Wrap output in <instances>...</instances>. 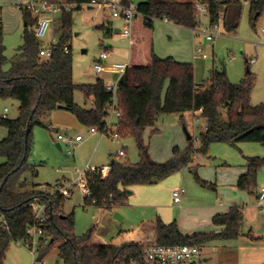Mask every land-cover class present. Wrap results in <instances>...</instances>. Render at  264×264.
Returning <instances> with one entry per match:
<instances>
[{
	"label": "trees",
	"instance_id": "trees-1",
	"mask_svg": "<svg viewBox=\"0 0 264 264\" xmlns=\"http://www.w3.org/2000/svg\"><path fill=\"white\" fill-rule=\"evenodd\" d=\"M70 1L78 5L61 14L63 30L52 57L48 59L38 55L41 42L35 35L37 18L29 10L21 6L25 17L24 42L19 54L11 60L6 55L0 29V98L14 99L19 104L16 118L0 116V126L8 130L7 136L0 140V264H4L6 250L12 242L25 244L30 241L27 229L34 223V213L29 203L49 198L50 218L37 252L58 243L59 258L64 264L143 262L144 248L149 245L203 246L212 241L236 240L245 235L243 211L237 205L213 217L214 224L223 226L219 232L188 235L182 232L177 221L167 223L158 217L140 228L122 230L109 240L101 236L97 225L77 235L74 212L64 213L69 197L58 191L52 195L41 190V185L36 183L27 188L23 176L37 173V165L30 162L33 126H45L43 118L62 105L82 126L97 127L99 132H104L113 102V93L106 89L102 78L94 83L74 81L70 41L73 12L83 8L82 4H88L90 0ZM199 5L206 8L210 25L218 22L222 15V31H235L239 27L238 12L229 20L227 9L222 10L223 3L218 0H143L137 3L139 14L131 26L126 80L118 84L116 95L122 114L118 132L120 137L134 138L140 161L130 164L112 159L108 175L88 173L92 198L84 199L86 205L112 211L128 203L127 191L131 187L156 184L186 168L190 169L200 185L214 186L198 175L195 166H190L197 154H207L214 142H256L264 146V102L258 105L251 102L255 75L249 68L245 78L234 83L223 69L213 67L209 83L204 86L196 83L192 62L178 61L172 56L160 57L154 50L155 21L167 19L177 26L199 29L203 16L197 10ZM263 12L264 0L250 1L252 28L256 27V21ZM66 45L68 51L65 50ZM77 91L83 95L85 102L92 104L90 108L75 101ZM199 110H202L200 116L208 127L199 133L200 145L195 146L192 137L186 148L174 147L172 157L166 162L154 161L145 143L146 130L157 131L161 114L177 113L184 119L186 112ZM28 124H31V130L27 135ZM246 168L239 178L238 187L258 197L259 173L264 169V157H248ZM44 238H49V242L45 243Z\"/></svg>",
	"mask_w": 264,
	"mask_h": 264
},
{
	"label": "rangeland",
	"instance_id": "rangeland-1",
	"mask_svg": "<svg viewBox=\"0 0 264 264\" xmlns=\"http://www.w3.org/2000/svg\"><path fill=\"white\" fill-rule=\"evenodd\" d=\"M29 0H0V29L3 32V41L6 46V55L9 60L19 54V48L24 42V5ZM143 0H135L139 2ZM193 1L196 0H177ZM222 10L228 11V19L240 16L239 27L235 31L223 30L215 43H204L200 36L195 37L192 29L177 26L172 22L156 20L154 24L153 39L156 54L163 57L177 53L180 58H186L194 65L195 80L199 85L207 86L213 67L223 69L231 82L238 83L247 74V70L255 75V86L251 95V102L258 105L264 102V12L256 21V27L250 24L249 10L251 0H218ZM107 9L95 6L89 9L84 6L73 12L71 27V44L73 53V76L76 83H94L102 78L111 84L118 80V74L106 72L97 73L95 64L103 51L111 53L108 64L117 62L128 63L130 57V37L122 36L125 21L123 18L109 17ZM53 30L46 38L50 41L53 34L58 39L62 32L61 15H57ZM107 27H110L109 29ZM210 28L208 15L202 16L200 30ZM120 29V32H115ZM156 47V48H155ZM195 47H202L203 53L208 58H193ZM233 55L235 57H233ZM255 59L253 64L247 60ZM75 101L90 108L91 103L85 102L83 95L77 91ZM18 102L14 99L0 98V116L8 108L7 116L16 118L19 115ZM197 118L200 119L197 122ZM45 126L34 125L31 131V161L37 165V175L26 173L27 188L33 184L47 186L50 192H54L59 185H68L73 189V194L66 200L64 213L74 212L75 233L81 235L92 226L97 225L99 232L106 239L114 238L122 229L130 228L129 219L138 218L143 212H151L157 209V204L138 205L131 202L129 207L122 212V219L115 217L112 211H105L98 206L85 205L84 195L74 185L80 172L86 171L87 166L102 168L108 166L120 150L126 152L119 162L136 164L140 161V155L132 136L112 138L97 132L96 137L100 141L89 140L87 133L89 127L82 126L77 118L68 110L50 111L43 118ZM113 122V124H112ZM110 130L115 131V119H112ZM204 120L198 112H186L184 119L177 113L161 114L158 118V131L149 130L145 137V143L149 149L150 156L157 162H166L172 156V147L179 145L185 147L188 141L185 127L193 136V144L200 145L198 139L203 129ZM69 132L72 134H83L85 137L82 146L76 148L75 154L70 156L64 150L58 149L57 132ZM8 134L7 128L0 126V140ZM151 136V137H150ZM248 156L264 157V146L256 142H238L230 144L226 142H214L210 145L207 154H199L195 159V167L198 175L214 186H202L194 178L191 171H180L156 184L138 185L146 188L159 186L166 191L168 179H185L188 175L193 179L195 185L218 194L219 201L227 206L228 201L238 200L244 205V233L233 247H225L222 244H205L201 246L203 260L201 264H263L264 263V212L258 208L256 195L238 188H233L234 178L243 170ZM2 161V159H0ZM264 171V169L262 170ZM261 171V172H262ZM260 172V173H261ZM260 182L262 178L260 177ZM23 178V179H24ZM240 178V177H239ZM168 180V181H169ZM239 179L236 181L238 183ZM166 183V184H165ZM187 188V185H185ZM176 188V187H175ZM41 189V188H40ZM227 203V204H226ZM230 209V207H229ZM125 212H128L126 217ZM257 239V240H254ZM38 242V239H37ZM220 242V241H219ZM38 245V243H37ZM59 244L55 243L49 249L37 252L33 257L31 249L23 243L12 242L6 252L4 264H64L59 258ZM214 247V251L212 248ZM212 257L205 261L204 258ZM59 261V262H57Z\"/></svg>",
	"mask_w": 264,
	"mask_h": 264
},
{
	"label": "built area",
	"instance_id": "built-area-1",
	"mask_svg": "<svg viewBox=\"0 0 264 264\" xmlns=\"http://www.w3.org/2000/svg\"><path fill=\"white\" fill-rule=\"evenodd\" d=\"M78 5L77 2L70 0H29L26 4L21 5L23 8L29 10L36 18L37 24L35 26V35L38 40L41 42V46L38 52L39 57L41 58H50L53 55L54 48L58 44L59 39L52 38L50 41L46 42V38L52 31L54 21L57 15H60L64 12L71 11L75 9ZM98 6L101 9H107L108 15L115 18H123L125 21L124 30L119 31L122 36H131V26L132 21L137 14H139L137 9V2L134 0H90L88 4H82V6ZM197 10L201 14L206 13V8L204 6H197ZM167 20V19H166ZM222 15L218 22L210 25V28L200 31L203 35L206 42L215 43L216 38L223 34L221 26ZM168 21V20H167ZM68 45V43H67ZM65 46V50L68 51V46ZM204 58H208L207 53H203L202 49L197 50ZM111 57V53L108 51H103L99 55L97 62L95 64V70L97 73L106 72L110 74H118V80L114 83H107L106 89L113 93V102L109 108V114L106 118V129L104 132H101L103 135L111 136L116 139L120 137L118 132L119 122L121 120V111L117 102V88L120 77L125 73L128 63H113L108 64V59ZM233 57H235L233 55ZM255 59H250L249 63L253 64ZM8 108H5L3 116H7ZM199 114L202 110L197 111ZM195 113V112H194ZM112 119H115L114 126L116 127L115 131L110 130V124ZM200 121L199 118L196 120ZM113 124V122H112ZM207 125L204 122L203 129L207 130ZM99 130L97 127H89L88 133L95 134ZM58 140L61 145L62 150H64L68 155H74L76 148L84 140L83 134H67L59 133ZM199 139V137H198ZM125 155V151H119L117 157ZM116 157V158H117ZM110 172V166H103L102 168L98 167H89L87 166L86 171L80 172L77 177L74 185L79 189V191L84 195V199H91L92 193L88 187V173H101L103 176L108 175ZM41 190L45 192H50L47 186L42 185ZM59 192L65 197H71L73 194V189L68 185H59L57 186L56 191L50 192L54 195L56 192ZM185 189L183 187H177L173 191L174 202L180 203L182 201ZM50 198L47 201H36L33 200L29 203V206L32 208L34 213V223L29 226L27 233L30 236V241L25 243L31 249L33 257H36L37 249L41 243V237H45L46 234V225L48 224L50 218V211L48 209V204ZM258 208L264 212V185L259 189L257 197ZM86 205V204H85ZM38 239V242H37ZM44 242L48 243L49 238H44ZM20 243V242H18ZM38 243V245H37ZM203 260V254L201 245L198 244H184V245H149L144 248V259L143 262L136 260L131 261L129 264H201ZM44 264V263H42Z\"/></svg>",
	"mask_w": 264,
	"mask_h": 264
},
{
	"label": "crops",
	"instance_id": "crops-1",
	"mask_svg": "<svg viewBox=\"0 0 264 264\" xmlns=\"http://www.w3.org/2000/svg\"><path fill=\"white\" fill-rule=\"evenodd\" d=\"M92 8H94V6L91 5V8H89V9H92ZM204 15H206V14H203V16ZM56 20H57V17L55 18L54 24L56 23ZM52 30H53V28H52ZM192 31H193L195 37L200 36L204 43H208L205 41L203 35L200 33V31H201L200 28L199 29H192ZM52 38H55L53 36V34L51 35L50 40ZM154 44L156 46V42H154ZM199 48L202 49V51H204V49L202 47H199ZM199 48L195 47V49L193 51V58L195 60L198 58H201V57L204 58L202 56V54H200L197 51ZM157 55H159V54H157ZM159 56L163 57L161 55H159ZM169 56H172L173 58H175L178 61L190 62V61H185L186 58H183V57L180 58L177 53H174V56L173 55H169ZM249 60H247V61L249 62ZM88 103H90V102H88ZM55 110H66V109L65 108H57ZM55 110H53V112H55ZM156 129L158 132L155 133V136L160 134L159 127L156 126ZM149 130H151V129L146 130L145 137L147 136V132H149ZM59 133H67V134L74 135V134L69 133L67 131L66 132L58 131L57 136ZM96 135H97L96 133L95 134H89L88 135L89 140L90 141L96 140L97 142H99L100 138H97ZM84 140H85V137H84ZM84 140L80 143V145H78L79 147L82 146V144L84 143ZM57 141H58L57 143H59L58 137H57ZM188 141H190V140L188 139ZM188 145H189V143H187V145L185 147H180L179 145H174L172 147V151H173V148L176 146L180 147L181 149H184ZM61 150H62V148H61ZM118 153H116V157H117ZM125 154H126V152H125ZM198 155L199 154H197L194 157L192 163L190 164L191 167L195 166V159ZM116 157H115V159H120V157H117V158ZM248 157H250V156H248ZM30 162L32 163L31 158H30ZM246 164L243 166V170L240 173V175L238 176V178H237V175L235 176L234 183L232 184L233 188H238L237 187L238 183L236 181L239 179V177L241 175H243L246 172V170H247ZM182 171H190V169L186 168V169H183ZM36 175H37V173H36ZM172 177H173V175H172ZM172 177L170 176V178H172ZM260 177L262 178V181L260 182V179H259V188H261L264 185V171H262L260 173ZM168 180L166 182H168L169 186H167V189L165 192L160 189V187H159L160 185L155 186V187H147V189H139V188H146V187H141L138 185L130 188L133 191V193L129 195L131 202L137 203L138 205L157 204L158 206H157V209H154L155 211L143 212L140 216H138V218H134V219L131 218V215H130V217H128L127 216L128 212H125L126 217L130 218L128 221L129 222L128 225H130V228H125L122 230H131V229H135V228H140L144 223L152 222L159 217L167 223L174 221V220L177 221L182 232L185 234H188V235H192V234H195L198 232H219L223 229V226H218V225L213 223V217L215 215L228 212L229 207L234 206V205L240 206L242 208L243 215H245L244 205L242 206V204H240V202L238 200L228 201V204L226 203L227 206L222 201L220 203H218L219 197H220V196H218V194L215 196L214 193H210V191H208L207 189H204L202 187H198V185H195L196 183H194L193 179H191V177L188 175L183 180H180L178 178H173V179H170L169 181ZM33 183H35V182L33 181ZM40 185L42 186V184H40ZM185 185H187V188ZM175 187L176 188L177 187H183L185 189V193H184L182 201L180 203L174 202V199H173V191H174ZM256 199H257V197H256ZM128 207H129V203H127L124 206H119V207L114 208V210H112V212L118 213L119 219H122L121 213L122 212L124 213V210H126ZM100 234H101V232H100ZM101 236H103V235L101 234ZM240 239L241 238H238L236 240H216V241H212V242L208 243V245L219 243V244L224 245L225 247L226 246L227 247H233L231 245L233 243L238 242V240H240ZM9 247L7 248V250L9 249ZM7 250H6V252H7ZM212 250L214 251V247L212 248ZM211 258L212 257H206V258H204V260L208 261Z\"/></svg>",
	"mask_w": 264,
	"mask_h": 264
},
{
	"label": "water",
	"instance_id": "water-1",
	"mask_svg": "<svg viewBox=\"0 0 264 264\" xmlns=\"http://www.w3.org/2000/svg\"><path fill=\"white\" fill-rule=\"evenodd\" d=\"M88 8H91V6H89ZM107 28L109 29L110 27H107ZM119 31H120V29H115V32H119ZM225 71H226V69H225V67H224V68H223V72H225ZM125 80H126V73H123V74L121 75V77H120L119 83L122 84V83L125 82ZM58 108H65V107L62 106V105H59ZM184 129H185V133H186V135H187V138L190 140V139L192 138V136L190 135V133L188 132V130H187L186 127H185ZM30 130H31V124H28L27 135H28V133L30 132ZM56 146L58 147V149L61 150V145H60V143H57ZM127 192H128L129 195L133 193V191H132L131 189H128ZM114 216H115V217H119L118 213H114ZM57 262H59V261H57Z\"/></svg>",
	"mask_w": 264,
	"mask_h": 264
}]
</instances>
